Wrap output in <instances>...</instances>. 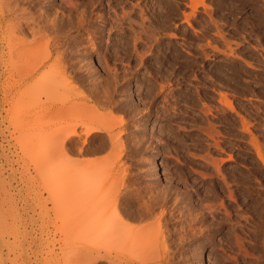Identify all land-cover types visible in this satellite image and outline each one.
Returning a JSON list of instances; mask_svg holds the SVG:
<instances>
[{"label":"rangeland","instance_id":"rangeland-1","mask_svg":"<svg viewBox=\"0 0 264 264\" xmlns=\"http://www.w3.org/2000/svg\"><path fill=\"white\" fill-rule=\"evenodd\" d=\"M3 1L0 0V50L2 51L0 53L3 54H0V222L2 223V225L0 223V264H97L98 261H100L98 264H113L110 263V261L113 260V256L117 253L133 259L130 264L147 262L154 264V262L157 263L159 260L155 254V249H158L157 255L159 251V255L163 252V248L160 246L155 245V248L153 244H148V247L151 245V248H149L151 251H154V253L150 252V250H148L149 248H146V245L143 247L150 253L146 252L144 248L143 250L145 252L136 249L137 254L135 253L136 255L134 254L132 256L130 252V254L124 253V251H129V248L127 250L123 249L116 251L117 249H108V246L107 248L105 247V250L109 252V257L98 261H95L94 257L92 258V260H94L93 262L90 258L89 261L84 263V261H81L82 259L79 258L81 254H83V247L78 245H73V247L68 245L66 247V245H62L60 242H57V245L53 246V244L49 242L51 239L53 240V238L60 239V234L54 237L52 233L55 229L54 225L52 224L49 226L51 223L46 221L52 217L60 222L63 218L62 216L67 213L64 212L63 207L67 204H64L65 201H63L64 205L60 202L62 198L64 199V195L62 198L60 195L65 193L60 192L62 194L57 195L59 188L58 191H53L52 189L50 191L48 188L49 186L47 187V185H49L47 184L48 180L45 181L42 178L45 177L42 176L43 173L45 172L46 174L48 168H50L48 167L49 163H51L52 160L54 162V159L56 160L60 158V156L62 158L65 154H63V146H61L65 138L63 132L66 107L63 106H67V97L69 96L67 94V97H64L66 100L63 98L64 95L62 93L65 85L71 89L64 90L67 91V93L78 88L80 91L81 89L82 91L87 90L86 92L89 94L88 98L90 99V105L96 104L95 106L97 108L101 110H111V113L114 114L113 116L111 114L112 117H109L110 121H113V118L117 120V116H120V119L121 116L122 119L124 117L125 120L127 119L128 127L132 129H127L128 133L126 131L124 135V150L121 147L118 148L120 149L119 153L118 149L117 151L114 148L111 149L112 147H108V151L105 149L107 152L102 151L103 153H94L97 157L94 154H87L82 157H86L85 159L96 157L97 160L98 158L100 160L101 158H105V160L103 159L102 161H107L106 158L108 157L106 155L115 153L113 152L115 150L118 156L122 154V159L119 158L114 161L111 160L112 155H109L107 162L110 163V161H112V165H109H111V168L113 166V169L112 172L109 173V176L107 175L106 181V186L110 187V190L115 186L116 188H121L122 197L128 202L122 199L123 201H120L121 208H123V206L125 207L124 209H126L127 206H132L133 208L138 206L139 208L140 206L141 209L143 208L141 205L142 201L145 200L146 197V201L150 199L146 196L147 193L150 196L155 195V193L158 195V193H164L167 190L165 192L166 194H164L168 196L169 193L168 198H164L166 196L162 193L158 196L161 197V202L165 199L164 201H167L168 204L164 201L165 204L159 202V209L157 206L156 211L159 213L164 210L165 216L167 217L166 220L170 215L169 217L171 220H168L173 222L163 221L164 229L166 230L164 236L167 237V241L169 237V241H166V244H168L169 248H172L171 250L169 249L170 254L173 252L172 250H174V253L171 254V262L174 260L172 264H180V262L181 264H185L186 262H188L187 264H259L260 262V264H264V0H99V5L97 2L93 8L94 14H92L90 22L88 21V25L78 26V24H75V28L71 26V23L68 24L69 13L67 12L69 11L67 9L69 8L66 9V7H68L69 4L63 2L65 0H50L51 5L55 6L52 8L49 7V1L45 2V5L43 2L44 0H42V3L45 6L39 3L41 2L39 0H26L27 2L21 0V3H19L20 5H17L20 0H15V3L8 2V4H3ZM7 1L14 0H6V2ZM77 1L81 2L82 0ZM83 1L86 2V0ZM201 2H205V4ZM23 3H28L30 5L26 4L28 7L25 6L26 11L25 9L24 11L25 14L27 13L26 15L24 11H22V14L20 12V9L24 6ZM2 4L10 6V8L8 6L6 7L9 13L5 11V6L3 7ZM9 4L16 5L12 7V5ZM59 4L62 5V7ZM102 5L106 7H101ZM17 6L19 7L17 8ZM58 6H60V8H58ZM44 7H46V9ZM11 8L14 9L13 12ZM43 10H46V13L43 12ZM34 12L40 14L41 17L47 14L45 19L47 16L52 18L56 15L57 17L59 15L60 18H62V16L63 18L65 17L63 20L67 22L66 24L64 22L60 30V33L63 31L61 35L66 32L65 35L60 36L63 38L52 34L50 35V31L45 32L48 35L45 34L46 36L41 37L40 35L44 34H40L38 36L39 38H37L38 40L35 39L33 35L34 31L32 30L34 22L36 20L40 22V19L43 17L40 18V15H38L40 18L38 19ZM51 12L52 14H49ZM43 13L45 15H43ZM33 14L35 18H33ZM29 15L30 17L32 15L33 17L31 18L33 19H30ZM100 15L102 17L105 15L107 18H102ZM108 16L110 17L108 18ZM24 17L26 19L22 20ZM45 19H42V21H45ZM105 19L108 20L106 21ZM21 20L24 22L26 21L25 24L24 22L22 23ZM27 21L29 23L33 22L29 24ZM17 23H20V25ZM26 25L32 26L29 27ZM13 26L18 28H14ZM63 26H66V28ZM22 28L24 32H22ZM29 28L32 31H30ZM71 37H74V39ZM11 38L15 39V41L9 44V41L12 40ZM64 38L66 40H64ZM57 42L60 43V45H56ZM13 44L18 46L15 47ZM9 45H12V47ZM9 49L10 51L12 49L15 51H12V53L10 52L11 56L13 54L16 56L19 53L17 55L18 57H13L15 61H13V58L11 60L10 55L8 56V54H10L8 51ZM57 50L60 52H57ZM50 51L51 56L48 53ZM61 52H63V54ZM47 56L49 58H47ZM60 58L62 59L60 60ZM6 61L9 63L7 62V64ZM54 69L56 71L58 70L56 72L59 75L58 78L50 74L52 72L55 73ZM49 70L52 71L49 74L55 77L54 79L52 78L55 83L52 81L49 74L46 73ZM47 74L50 78H48L49 81H47V77L45 78ZM89 75H91V77ZM61 76L62 79H60ZM40 77L42 79H47L45 82L48 85L51 84V87L56 83L59 84V81L60 83L64 81L68 83L60 85L61 87L63 86L62 88L58 86L55 88L53 87V91L58 89L62 92L60 94L57 90L58 93H56L59 96L57 95V97H55V91L54 96L52 93L53 91H50L51 87L49 90L50 85L47 86L45 84L46 87H44V85L41 86L39 84L41 87L38 86V81L42 80ZM56 78L58 79L57 82ZM50 81L52 82L48 83ZM32 84L34 85L33 87ZM73 84H75L76 87H74ZM72 85L73 88L71 87ZM97 87L99 91L102 89L105 91L106 89L104 92L106 95L107 93L109 94L111 90V93H115L112 94L113 98L110 95V100L113 99V101L111 100L110 102L116 104V107H112L113 110L110 107L106 108L100 104V102L104 103L105 100L107 101L108 98L100 100L97 105V102L101 98L97 99V101L95 99L96 97L90 96L91 94L88 92H91L93 88L97 89ZM109 88L111 90H109ZM37 89L38 91L40 90V93L37 92ZM64 89H66V87ZM34 90L38 94L36 92L34 93ZM47 92H50L54 97L52 95L49 96ZM32 93H34V95H32ZM64 94L66 95L65 92ZM105 94H103L104 97L106 96ZM55 98L58 100L55 101ZM60 98H63L64 103H61L63 101ZM116 100L118 104H125V110L122 108L123 105L119 104L118 106L117 103H115ZM52 101H54V103ZM127 103L129 106L132 103L129 109H127ZM134 105L137 107V110H135L136 107ZM132 106L134 108H132ZM118 107L120 109H118ZM61 108L64 112L60 110ZM115 109L117 111H115ZM129 110L137 116L134 114L132 115V112ZM54 113H56V117ZM134 116L137 117L138 120H136L137 118H133ZM115 117L117 119H115ZM130 117H132V119ZM120 119H118V121ZM58 123H60L62 127ZM52 125L54 131H52ZM56 126L61 129L59 130ZM49 130L54 132V134ZM132 130L133 132H130ZM141 133H143L144 136ZM56 134L61 138L63 137V142L61 138L59 140ZM50 136H56L55 138L53 137L55 141ZM127 137L131 138L128 139ZM97 138L99 139L100 137ZM132 138H135V141L137 140L139 145L134 141V146V139ZM98 139L97 142L100 141L101 143L102 139ZM127 139L128 141L131 139V143H127ZM51 140H53V143ZM56 142L57 144H55ZM60 143L62 144L60 145ZM140 144H142V146H140ZM53 145L59 146L58 148L60 149H55L57 146L54 148ZM132 146L134 147L131 150ZM50 148L55 149V151L52 150L48 152L47 150H51ZM61 150H63V152ZM46 151L48 152L47 155H50L48 159L54 152L53 157L58 156L60 151L61 154L58 158L53 159L51 157V160L46 161L47 155L45 158L43 157ZM43 153L44 155L42 156L41 154ZM102 154H105L104 156L106 157H101ZM39 156H41V159ZM64 156L63 159L66 162V156ZM82 157L77 154L73 156L74 159ZM117 158L118 157H115V159ZM60 159H58L59 162L56 160L57 165H54V167L61 165V168H58L59 170L56 169V171L58 170L57 173L60 170V172H62L64 166H66L65 164L63 166V163L60 164V162L64 161ZM40 161H43V165H41L42 163H40ZM120 161H123V164L118 166V163L121 164ZM40 166L43 169H40ZM123 167H128L127 170L129 171H126V169V172L124 170H119L121 168L123 169ZM52 168L51 166L50 171H52ZM40 170H44L43 173L40 174ZM54 171L55 169L53 168V173L57 174L56 171ZM137 171L140 174L142 173L141 175L143 176L137 174ZM130 173L132 174L131 177ZM116 174L118 177H116ZM122 174L123 176H121ZM61 175H59V177ZM137 177L139 178L137 179ZM117 178H122L123 182L127 181L125 182L126 184L120 182L122 179L118 182ZM128 179L132 181L135 179L133 183L130 181L132 186L131 184L126 186L129 183ZM141 179L142 181H140ZM62 180L63 178L59 183H63L64 180ZM113 180H116L113 183H117L111 188V182ZM52 183V185H54V180ZM147 183L149 186L151 184L150 189L152 188V190L149 189ZM134 184H137L136 186L138 187H134ZM155 184H157L158 187L160 186V189H158ZM56 185L54 186L56 187ZM63 185L65 186L64 183L61 186ZM154 186L157 188L156 190L158 193L155 188H153ZM128 187L129 190L127 189ZM133 187L137 188V190L133 189ZM140 187H145V189ZM64 189L65 187L63 191H66ZM147 189L150 191L155 190L154 194L153 192L149 193ZM139 190L144 192L141 193ZM145 190L148 192H145ZM52 191L56 192V194L52 193ZM138 191L139 194L136 193ZM108 193L109 192H107L106 195ZM140 194H143L142 196L143 198L145 196V198L143 199L140 197ZM55 195L60 198H57ZM111 196L113 199V194H111ZM98 198L100 199L99 194L97 199H95L98 201ZM106 200L109 202L111 199L107 198ZM175 200L178 201V203H175ZM108 202L102 204L106 206ZM101 207L99 205V208H95L100 211ZM106 208L107 206L105 209ZM138 208L136 210L134 209L137 213H139ZM167 208L170 211L169 213ZM107 209L104 214H110L112 211H115L114 208L111 207ZM103 210L104 209H102V211ZM173 210L176 212L175 215L172 214L174 213ZM181 211H183L182 213L184 214H182ZM240 212L242 213L241 215ZM111 214H115V212ZM247 214L249 215L247 216ZM251 214L253 215L251 216ZM138 215L136 214L135 216L137 217ZM135 216L133 218V216L130 217L126 215L125 219L127 217L126 220L129 221V217L130 220L133 218L134 220L132 219L131 221L135 222H129L136 226L146 225L153 221L151 219L143 221L144 219L142 220L140 216L137 218H135ZM181 217L184 218L182 219L183 221L180 219ZM189 217L191 219H189ZM21 218L27 219L28 222L27 220H25V223L24 221L21 222ZM193 218H195V221L192 220ZM135 219H138L137 221L139 222L141 219L142 222H136ZM146 219L147 218H145V220ZM248 221H250V224ZM243 223L246 224L244 225ZM252 224L254 225L252 226ZM39 226L43 228L46 226L47 229L51 230L46 229L47 231L41 234L40 230H38ZM181 226L183 231L181 230ZM248 227L249 231L246 230ZM241 229L243 231H241ZM186 230L190 232L188 233ZM244 230L248 233H245ZM184 233L186 237L183 235ZM191 233L194 234V236L191 235L192 237L189 239L190 236L187 235ZM195 233L198 236L197 238ZM35 237L39 240H43L41 246L43 249L40 248L38 250V248L34 247L33 243L37 239ZM240 237H243V239H240ZM175 238L181 240L177 242ZM186 238H188L187 241ZM241 240L244 245L240 244ZM173 241H175L174 244ZM188 241L189 243H187ZM237 243L243 246L242 248H244L246 252L248 249V256H251V258L246 254L244 255L246 252L242 253L244 249L240 252L241 247H239ZM172 244L174 246H172ZM179 244L180 246H177ZM59 246L62 249L59 248ZM27 247L28 250L26 249ZM178 247L180 248L178 249ZM133 248H130L132 250H130L131 252H133ZM136 248L138 247L136 246ZM60 250L68 251L67 254H71L69 255L70 257L66 256L67 254H63L65 253L64 251L60 252ZM105 250H102V252L105 253ZM136 250L134 251L136 252ZM146 253L147 256H145ZM56 254H58V259ZM150 254L151 257H149ZM154 254L157 258L156 261ZM1 255L3 257H1ZM64 255L65 257H63ZM172 255L177 258L174 257L176 259H172ZM177 255L182 258V260H177L179 258ZM137 256L138 259L136 258ZM140 256L143 257L139 260ZM187 257L188 260L186 259ZM47 259L51 261L48 262ZM55 259H57L56 262ZM244 261L247 262L245 263Z\"/></svg>","mask_w":264,"mask_h":264},{"label":"bare ground","instance_id":"bare-ground-1","mask_svg":"<svg viewBox=\"0 0 264 264\" xmlns=\"http://www.w3.org/2000/svg\"><path fill=\"white\" fill-rule=\"evenodd\" d=\"M3 1V0H2ZM17 1V0H16ZM15 0L14 1H7L6 2V0H4L3 2V4H8V2L9 3H15L16 2ZM24 2H27L26 0H23ZM29 1V0H28ZM36 1V0H35ZM34 1V2H35ZM38 1V0H37ZM39 1H41V2H39V3H42V0H39ZM49 1V3L51 2L50 0H44L43 2L45 3V2H48ZM54 1V0H53ZM58 1V0H57ZM83 1V0H82ZM80 2V1H73V0H65V1H63V2H67L68 4H69V6L68 7H66V9L67 8H69V9H67L69 12H67V13H69V20H68V24H72L71 26H74L75 24H78V26L79 25H82V26H84V25H88V21L90 22V20L92 19L91 17H92V14H94V7H95V5H96V3L98 2V5H99V0H86V2ZM56 2V1H55ZM19 3H21V0L20 1H18V4L17 5H20ZM33 3V2H32ZM60 3V2H59ZM66 3V4H67ZM102 3V2H101ZM100 3V4H101ZM202 3V2H201ZM2 4V5H3ZM16 4H9V5H12V7L13 6H15ZM26 4H28V3H23V9L21 8L20 9V12H21V14L23 13L22 11H24V9H25V6H26ZM38 4V3H37ZM43 4V3H42ZM41 4V5H42ZM58 4V3H57ZM61 4V3H60ZM59 4V5H60ZM103 4V3H102ZM105 4V3H104ZM202 4H205V2L204 3H202ZM29 5V4H28ZM32 5V4H31ZM44 5V4H43ZM45 5H46V3H45ZM44 5V6H45ZM47 5H48V3H47ZM65 5V4H64ZM63 5V6H64ZM110 5H111V3H110ZM5 5H3V7H4ZM8 5H6L5 6V11L6 12H8L7 10H6V7H7ZM30 6V5H29ZM61 7H62V5H60ZM60 6H58V8H60ZM104 5H102L101 7H103ZM196 6V5H195ZM194 6V7H195ZM1 7V6H0ZM9 8H10V6H8ZM19 6H17V8H18ZM26 7H28V6H26ZM34 7V6H33ZM36 7V6H35ZM38 7V6H37ZM49 7H55V6H52L51 5V3H50V6ZM49 7H47V8H49ZM64 7V8H65ZM104 7H106V6H104ZM111 7V6H110ZM109 7V8H110ZM40 8H42V7H40ZM39 8V9H40ZM45 9H46V7H44ZM12 9V8H11ZM11 9H9V10H11ZM50 9V8H49ZM100 9V8H99ZM57 10V9H56ZM65 10V9H64ZM64 10H62V11H64ZM98 10V9H97ZM102 10H103V8H102ZM101 10V11H102ZM104 10H106V9H104ZM109 10H111V9H109ZM12 12L14 11V9H12L11 10ZM25 11H26V9H25ZM25 11H24V14H25ZM46 10H43V12H45ZM60 11H61V9H60ZM100 11V12H101ZM113 11V10H112ZM18 12V11H17ZM16 12V13H17ZM19 12V13H20ZM48 12V11H47ZM108 12V11H107ZM110 12V11H109ZM9 13V12H8ZM16 13H15V15H16ZM35 14H36V16L38 17V15H40V14H37L36 12H34ZM46 13V12H45ZM105 13V12H104ZM20 14V15H21ZM27 14V13H26ZM25 14V15H26ZM49 14H52V12L51 13H49ZM103 14V13H102ZM101 14V15H102ZM106 14H108V13H106ZM12 15H13V13H12ZM25 15H22V16H25ZM43 15H45L44 13H43ZM47 15V14H46ZM45 15V16H46ZM100 15V16H101ZM18 16V15H17ZM28 16V15H27ZM26 16V17H27ZM34 16V17H33ZM33 16L31 15V17H33V18H35V15L33 14ZM45 16L42 18L41 17V15H40V18H42V19H45ZM60 16H61V14H60ZM112 16V15H111ZM19 17V16H18ZM29 17H30V15H29ZM28 17V18H29ZM30 17V19H33V18H31ZM102 17V16H101ZM104 17H106L105 15L102 17V18H104ZM110 16H108V18H109ZM114 17V16H113ZM21 18V17H20ZM39 17H38V19H40ZM65 18V17H64ZM63 16H62V18H60L59 17V15H58V17H57V15L56 16H54V17H49V16H47L46 17V19H45V21H42V19H40V22L39 21H35L34 22V26H33V35L35 36V39H37V38H39L38 36L40 35V34H44V35H40L41 37L43 36H46L45 34H47V33H45V32H54V33H51L50 32V35L52 34V35H55V36H63V35H65V33L63 34V35H61V33H63V31L60 33V30H61V27H62V25L64 24V22H65V24H66V20L64 21L63 19ZM107 18V17H106ZM112 18V17H111ZM8 19V18H7ZM26 18L24 17L22 20H25ZM30 19H27V20H29V21H31ZM114 19V18H113ZM115 19H116V17H115ZM115 19H114V21H115ZM14 20V19H13ZM12 20V21H13ZM21 20V21H22ZM106 21L108 20V19H105ZM117 21H118V19H116ZM41 21H42V23H41ZM110 21V20H109ZM16 22V21H15ZM24 21H22V23H23ZM26 22V21H25ZM25 22H24V24H25ZM28 22V21H27ZM33 22V21H32ZM31 22V23H32ZM104 22V21H103ZM110 22H112V21H110ZM29 23V22H28ZM31 23H29V24H31ZM18 24V23H17ZM16 24V25H17ZM18 25H20V23L18 24ZM26 26H29V25H26ZM32 26V25H31ZM31 26H29V27H31ZM12 27V26H11ZM10 27V28H11ZM14 27V26H13ZM64 27V26H63ZM14 28H18V27H14ZM64 28H66V26L64 27ZM73 28V27H72ZM74 28H75V26H74ZM8 29H9V27H8ZM30 29V28H29ZM22 32H24V29L22 28ZM31 29H30V31H32ZM79 30H80V28H79ZM81 30H82V28H81ZM67 31H68V29H67ZM69 34V33H68ZM22 35V34H21ZM26 35V34H25ZM24 35V36H25ZM48 35V34H47ZM70 35V34H69ZM72 35V34H71ZM23 36V37H24ZM69 37V36H68ZM54 38V37H53ZM60 38H63V37H60ZM66 38V37H65ZM64 38V40H66ZM72 39H74V37H71ZM70 38V39H71ZM12 39V38H11ZM10 39V40H11ZM26 39V38H25ZM52 39V38H51ZM50 39V40H51ZM69 39V40H70ZM12 40H13V42H12ZM11 41H9V44H10V42L11 43H14V41H15V39H12ZM38 40V39H37ZM58 40V39H57ZM61 40V39H60ZM63 40V39H62ZM17 41V40H16ZM53 41V40H52ZM55 41V40H54ZM68 41V40H67ZM66 41V42H67ZM73 41V40H72ZM76 41V40H75ZM20 42V41H19ZM35 42V41H34ZM59 42V41H58ZM56 43V45H60V43ZM68 42H70V41H68ZM67 42V43H68ZM77 42V41H76ZM73 43V42H72ZM18 44V43H17ZM16 44V45H17ZM45 44V43H44ZM64 44H65V41H64ZM71 44V43H70ZM20 45V44H19ZM29 45V44H28ZM9 46H11L12 47V45H9ZM13 46H15L14 44H13ZM18 46V45H17ZM17 46H15V47H17ZM23 46V45H22ZM22 46H19V47H22ZM27 46V45H26ZM54 46H55V44H54ZM68 46V45H67ZM45 47V46H44ZM49 47V46H48ZM32 48V47H31ZM51 48H53V47H51ZM56 48H57V46H56ZM60 48H62V47H60ZM11 49V48H10ZM10 49L8 50L9 51V53L11 52L12 53V51H14L13 49L10 51ZM16 49V48H15ZM41 49V48H40ZM58 49H59V47H58ZM17 50V49H16ZM21 50V49H20ZM50 50V49H49ZM61 50V49H60ZM63 50H64V48H63ZM43 51V50H42ZM59 50H57V52H58ZM62 51V50H61ZM66 51V50H65ZM0 52H2L1 50H0ZM6 52V51H5ZM15 52V51H14ZM17 52V51H16ZM20 53H22L21 51H19ZM27 52V51H26ZM60 52V51H59ZM64 52V51H63ZM63 52H61L62 54H63ZM67 52V51H66ZM11 53L10 54H8V56L10 55V57H11V60H12V58L13 57H18L17 55L19 54H17L16 56H14V54L11 56ZM28 53V52H27ZM49 54H50V56H51V51L50 52H48ZM1 54V53H0ZM24 54V53H23ZM29 54V53H28ZM64 54H65V52H64ZM1 55H3V54H1ZM22 55V54H21ZM48 55V54H47ZM66 55V54H65ZM2 57V56H1ZM9 57V58H10ZM63 57V56H62ZM3 58V57H2ZM47 58H49L48 56H47ZM46 58V59H47ZM58 58V57H57ZM5 59V58H4ZM8 59V58H7ZM62 58H60V60H61ZM13 61H15L14 60V58H13ZM25 61V60H24ZM44 61V60H43ZM8 61H6V63H7ZM9 62H10V59H9ZM8 62V63H9ZM17 62H18V60H17ZM36 62H37V60H36ZM41 62V61H40ZM7 63V64H8ZM15 63V62H14ZM20 63V62H19ZM39 63V62H38ZM6 64V65H7ZM25 64V63H24ZM39 65V64H38ZM13 66V65H12ZM15 66V65H14ZM40 67V66H39ZM17 69V68H16ZM36 69H37V67H36ZM17 71V70H16ZM54 71H55V73L58 71H56L55 69H54ZM31 72V71H30ZM29 72V73H30ZM46 72V71H45ZM50 72H52V71H48V72H46V73H50ZM55 73H50V74H52L53 76H57V78H58V74L56 73V75H55ZM20 74V73H19ZM48 74L45 76V78L47 77V79L49 78L48 77ZM49 74V76H50V78L52 79H54L55 77H52L51 75ZM111 75V74H110ZM27 76V75H26ZM90 77H91V75H89ZM94 76V75H93ZM42 77V76H41ZM40 77V78H41ZM117 77V76H116ZM39 78V79H40ZM44 78V77H43ZM40 79L41 81H38V80H36V81H38L37 83H38V86H43L44 85V87H46V85L47 86H49V90H50V87H51V84H46V80L47 79ZM49 78V79H50ZM56 78V82H57V79ZM94 78V77H93ZM93 78H91V79H93ZM49 79L47 80V81H49ZM52 79V81L55 83V81ZM60 79H62V76L60 77ZM64 79V78H63ZM67 79V78H66ZM97 79V78H96ZM108 79V78H107ZM114 79V78H113ZM103 80V79H102ZM115 80V79H114ZM42 81H43V83H42ZM52 81H50V82H48V83H51ZM63 82V81H62ZM63 83H66L65 81L63 82ZM63 83H60V81H59V84L58 83H56V84H58V85H52L54 88L55 87H61L60 85H62ZM68 83V82H67ZM66 83V84H67ZM40 84V85H39ZM46 84V85H45ZM78 84V83H77ZM101 84V83H100ZM65 85V84H64ZM69 85V84H68ZM74 85V87H76V85L75 84H73ZM73 85L71 86L72 88H73ZM83 85V84H82ZM111 85V84H110ZM34 85L32 84V87H33ZM40 86V87H41ZM100 86V85H99ZM113 86V85H112ZM53 87H51V92L53 91ZM63 87V86H62ZM61 87V88H62ZM66 87V89H64ZM65 87L63 88V93L61 92V91H59L58 89H56V90H54L55 91V93L57 92L58 93V91L60 92V94L62 93L64 96H63V98L64 97H67V94L69 95L68 97H67V100H68V102H67V106H63V107H66V117H65V121H64V123H65V125H64V136H65V138H64V142H63V137L61 138L60 136H58L57 134V137H59V140H60V138H61V140H62V142H63V145H61L62 143H60V145L61 146H63V150H64V152H63V150H61L62 152H63V154L66 156V162H65V160L63 159V156H62V158H61V156H60V154H61V151H60V153H58L59 155L58 156H60V158H58V156H56V157H53L54 156V153L51 155V157L54 159V158H58V159H60V160H64L63 162H60V164H62L63 163V166H64V164L66 165V166H64V169H63V171L62 172H58V173H60V174H58L57 173V171L61 168V165H59L58 167H54V165H57V163H56V160H58V159H54V162H53V160H52V162L51 163H49V165H48V167H50L51 168V166L55 169V171H56V169H58L59 167V169L56 171V173L57 174H54L53 173V168H52V171H50V168H48V170H47V172H46V174H45V172L43 173V171L44 170H40V174L41 173H43V175L42 176H45V177H42L43 178V180H48V183L47 184H49V185H47V187L50 189V191H51V189L53 190V191H58V188H59V192L57 193V195H59V194H62V193H65V194H62V195H60V197L62 198V196L64 197V199L62 198L61 200H60V202H62V204H63V201H65L64 202V204H67V205H65V206H63L64 207V212H67V213H65L61 218H62V220L59 222V221H57V220H55L54 218H49L48 219V221H46V222H48V223H51V224H49V226H51L52 224L54 225V231L52 232L53 233V236L55 237L56 235H58V234H60V239H56V238H53V240L51 239V241H49V242H51L52 244H53V246H55V245H57L56 243L57 242H60V243H62V245H66V247L68 246V245H70V247L72 246L73 247V245H78V246H80V247H83L82 249H84V251H83V254H81V252H80V254H81V256L79 257L80 259H82L81 261H84V263H86L87 261H89V259L90 260H92V258H94L95 257V261H98V260H101V259H103V258H106V257H109L110 255H108L109 254V252H107L105 249L109 246V248L108 249H110V250H112V249H117L116 251H118V250H127L128 248H129V251H124V253H129L130 255H134L135 253L137 254V250L138 249H140V250H143V248L146 246V248L148 247V244H153L154 246L155 245H158V246H160L161 248H163V252L161 253V255H159V253H160V251H159V253H158V255H157V250L158 249H155L156 250V252H155V254H156V256H157V258L159 259L158 260V262L157 263H155L154 262V264H172V262L174 261H172L171 262V254L172 253H174V250H172L171 252V254H170V250L172 249V248H169L168 247V244H166V238L167 237H165L164 236V233H165V229H164V225H163V221L165 220V222L166 221H168V222H170L168 219H170V215L168 216V219L166 220V214L164 213V210L162 211V212H157L156 211V209H157V206H158V204H160L159 202H161V197L160 196H158L160 193H162L163 195H165L166 193V191L163 193V192H160V190H159V192L160 193H158L157 192V188L158 189H160L159 187H158V185L157 184H155V185H157V188L154 186L153 188H155V190H156V192L158 193V195L155 193V195H149L148 193L146 194V193H144V194H146V196H148V198H150L148 201H146V198H145V196H144V198H145V200H143L142 201V203H141V205L143 206V208H141L140 209V206H139V208H138V206L136 207V208H133L132 206H127V208L126 209H124L125 207L123 206V208H121L122 206H121V202L120 201H123V200H125L126 202H127V200L126 199H123V197H122V190H120L121 188H116V186H115V184L117 183V182H115V183H113L114 181H116V180H113L111 183H112V185H111V188L113 187V185L115 186V187H113V189H111L110 190V187H107L106 186V181H107V175L109 176V173H111L112 172V169H113V166H112V168L110 167L111 165H112V161H114V160H118L119 158H121L122 157V154H121V156H118V153L116 152V150L118 149V148H123V150H124V144H125V142H124V140H123V138H124V135L126 134V131H127V129H129V125L127 124V119L125 120L124 118L122 119V116H121V119L119 118L120 116H117V114H116V116H117V118L118 119H120L119 121H118V119L115 117V119H117V120H114V118H113V121H110L109 120V117L111 116V110H106L105 108V110H101V109H99V108H97L94 104H89V102H90V99L88 98V95L89 94H87V90L86 91H82V89H81V91L80 90H78V89H75V90H72L70 93H67V91H64V90H71L69 87H67L66 85H65ZM81 87V86H80ZM83 88V87H82ZM86 88V87H85ZM94 88H96V87H94ZM90 89L91 90V92L89 91L88 93H90L91 95L90 96H93V97H96L95 99L97 100V99H99V98H101V99H99V101L97 102V105L99 104V102H100V100H104L105 98H108L107 99V101L105 100L104 101V103H101L100 102V104L102 105V106H104V107H106V108H108V107H110L111 109H112V107L113 106H115L116 107V104H114V103H112V102H110L111 100L113 101V99H111L110 100V97L112 96V94H115V93H111V89L109 88V90H111V91H109L110 93L108 94L107 93V95L104 93L105 91H106V89H105V91H104V89H102L101 91H99V89H98V87H97V89ZM105 88V87H104ZM113 88V87H112ZM35 89H36V87H35ZM46 90H48L47 88H45ZM108 89V88H107ZM113 89H115V88H113ZM32 90H33V88H32ZM58 90V91H57ZM84 90V89H83ZM89 90V89H88ZM40 91V90H39ZM38 91V89H37V92L38 93H40ZM42 91V90H41ZM54 91L52 92L53 93V95H54ZM107 91V92H108ZM115 91V90H114ZM36 91L34 90V93H35ZM36 92V93H37ZM46 92V91H45ZM64 92L66 93V95L64 94ZM69 92V91H68ZM34 93H32V95H34ZM37 93V94H38ZM48 93V92H47ZM56 93V96L55 97H57V94ZM42 94H43V92H42ZM49 94V96L50 95H52V94H50V92L48 93ZM103 94H105L106 96L104 97L103 96ZM32 95L30 94V96L32 97ZM46 95V94H45ZM52 95V96H53ZM111 95V96H110ZM38 96H40V95H38ZM53 96V97H54ZM59 96V95H58ZM62 96V95H61ZM60 96V97H61ZM109 96V97H108ZM52 97V98H53ZM92 97V98H93ZM35 98V97H34ZM37 98V97H36ZM38 98H40V97H38ZM42 98V97H41ZM49 98V97H48ZM51 98V97H50ZM63 98L61 99L63 102H61V103H64V100H63ZM91 98V97H90ZM103 98V99H102ZM112 98H113V96H112ZM65 100H66V98H64ZM36 100V99H35ZM48 100V99H47ZM55 101L56 100H58V99H54ZM96 100H94V101H96ZM60 101V100H59ZM93 101V102H94ZM37 102V101H36ZM53 103H54V101H52ZM118 101L116 100V102L115 103H117ZM123 102V101H122ZM39 103V102H38ZM66 103V102H65ZM125 103H126V101H125ZM129 103H130V101H129ZM40 104V103H39ZM52 104V103H51ZM119 104H121V103H119ZM119 104L117 103V105L119 106ZM128 104V103H127ZM135 104V103H134ZM121 105H123V109L125 110V108H124V105L125 104H121ZM131 105H132V103H131ZM131 105L129 106V104L127 105L128 106V108L127 109H129L130 107H131ZM37 106H38V104H37ZM126 106V107H127ZM135 106V105H134ZM57 107V106H56ZM136 107V106H135ZM103 108V107H102ZM114 108V107H113ZM132 108H134L133 106H132ZM117 109V108H116ZM115 109V111H117ZM118 109H120L119 107H118ZM60 110H62V108L60 109ZM113 110V109H112ZM123 110V111H124ZM134 110V109H133ZM135 110H137V107H136V109ZM57 111H59V110H57ZM119 111V110H118ZM121 111V110H120ZM127 111V110H126ZM129 111H131V110H129ZM141 111V110H140ZM61 112V111H60ZM62 112H64L63 110H62ZM122 112V111H121ZM128 112V111H127ZM132 112V111H131ZM57 113V112H56ZM56 113H54L55 114V117H56ZM116 113H118V112H116ZM143 113V112H142ZM119 114V113H118ZM123 114V113H122ZM121 114V115H122ZM136 115L135 113H133L132 112V115ZM139 114H140V112H139ZM138 114V115H139ZM61 115V114H60ZM114 114H112V116H113ZM120 115V114H119ZM147 115V114H146ZM39 116V115H38ZM111 116V117H112ZM124 116V115H123ZM137 116V115H136ZM57 118H59V117H57ZM131 119H132V117H130ZM133 118H137V117H133ZM55 119V118H54ZM110 119H112V118H110ZM130 119V120H131ZM136 120H138V118L136 119ZM62 121V120H61ZM60 121V122H61ZM53 122V121H52ZM58 122V121H57ZM129 122V121H128ZM134 122V121H133ZM132 122V123H133ZM136 122V121H135ZM40 123H42V122H40ZM44 123H46V122H44ZM55 123V122H54ZM54 123H52V124H54ZM62 123H63V121H62ZM131 123V122H130ZM129 123V124H130ZM57 124V123H56ZM55 124V125H56ZM59 125H61L60 123H58ZM47 125H48V122H47ZM131 125V124H130ZM58 126H56V128H57ZM61 127H62V125H61ZM132 127V126H131ZM41 128H42V126H41ZM53 130L52 131H54V128H53V125H52V127H51ZM133 128H134V126H133ZM58 129L60 130L61 128L60 127H58ZM132 129V128H131ZM131 129H129V130H131ZM136 129V128H135ZM51 130V129H50ZM49 130V131H50ZM134 130V129H133ZM133 130L132 131H130V132H133ZM45 131V130H44ZM52 131H50V132H52ZM136 131V130H135ZM134 131V132H135ZM58 132V131H57ZM60 132V131H59ZM137 132V131H136ZM142 132V131H141ZM47 133H49V132H47ZM53 134H54V132H52ZM127 133H128V131H127ZM62 134V133H61ZM131 134V133H130ZM129 134V135H130ZM141 134H143V133H141ZM128 135V134H127ZM137 135V134H136ZM140 135V134H139ZM63 136V135H62ZM143 136H144V134H143ZM44 137V136H43ZM51 137V136H50ZM53 137L55 138L56 136H52L51 138L53 139ZM97 137H100L102 140H101V143H100V141H98L97 142ZM136 137H138V136H136ZM141 137V136H140ZM139 137V138H140ZM50 138V139H51ZM99 138V139H100ZM128 139L129 138H131V137H127ZM139 138H138V140H139ZM142 138V137H141ZM145 138V137H144ZM143 138V139H144ZM148 138V137H147ZM47 139H49V138H47ZM46 139V140H47ZM98 139V140H99ZM128 139H127V143H129L130 141H131V139H130V141H128ZM132 139H134L133 140V145H134V143L135 142H137V140L135 141V138H132ZM54 140V139H53ZM53 140H51V142L53 141ZM56 140H58V139H56ZM126 140V139H125ZM55 141V140H54ZM135 141V142H134ZM141 141V140H140ZM144 141V140H143ZM143 141H142V144H143ZM146 141V140H145ZM162 142V141H161ZM53 143V142H52ZM131 143V142H130ZM141 143V142H140ZM153 143V142H152ZM163 143V142H162ZM55 144H57V142L55 143ZM142 144H140V146H142ZM150 144V143H149ZM51 145V144H50ZM127 145H130V144H127ZM137 145H139L138 144V142H137ZM136 145V146H137ZM156 145V144H155ZM49 146V145H48ZM54 146V148L57 146V145H53ZM52 146V147H53ZM135 146V145H134ZM134 146H132V148H131V150L133 149V147ZM144 146V145H143ZM59 146H57V148H55V149H60V148H58ZM108 147H112L111 149H116L115 151H113V152H115V153H109V155H112V161H110V163L109 162H107L108 161V159H109V155L107 154L106 156L108 157V158H106L107 159V161H102L103 159L105 160V158H101V157H106V156H104L103 154V156L101 155V160L98 158V160L96 159V155L94 154V153H97V154H99L98 152H102V151H108ZM139 147V146H138ZM137 147V148H138ZM129 148H130V146H129ZM144 148V147H143ZM177 148V147H176ZM51 150H47L48 152L49 151H52V150H54L55 151V149H53V148H50ZM106 149V150H105ZM128 149V148H127ZM119 150V153H120V149H118ZM117 150V151H118ZM128 150H130V149H128ZM134 150H135V148H134ZM147 150V149H146ZM45 152V155H44V153L43 154H41L44 158L46 157V155L48 154V152ZM106 151V152H107ZM137 151V150H136ZM143 151V150H142ZM127 152V151H126ZM132 152V151H131ZM135 152V151H134ZM56 153H57V151H56ZM103 153V152H102ZM123 153V152H122ZM138 153V152H137ZM74 154H77V155H80L81 157L83 156V155H87V154H94L96 157L95 158H92V159H85V158H73V156H74ZM101 154V153H100ZM115 156H114V155ZM128 154H129V152H128ZM132 154H134V153H132ZM117 155V156H116ZM124 155V154H123ZM135 155V154H134ZM134 155H133V157H134ZM136 155H138V154H136ZM50 155H47V159H46V161L47 160H51V157L48 159V157H49ZM64 156V157H65ZM76 156V155H75ZM114 156V157H113ZM129 156H130V154H129ZM40 157V159H41V156H39ZM89 157V156H88ZM115 157H118L117 159H115ZM44 158H42V159H44ZM122 159V158H121ZM132 159V158H131ZM125 160H126V158H125ZM139 160V159H138ZM130 161V160H129ZM49 162V161H48ZM47 162V163H48ZM58 162H59V160H58ZM105 162H107V163H105ZM121 162V161H120ZM40 163H42L41 165H43V161H40ZM39 163V164H40ZM52 164V165H51ZM59 164V163H58ZM108 164V165H107ZM109 164H111V165H109ZM115 164V163H114ZM113 164V165H114ZM119 165L118 166H120V165H122L123 164V161L121 162V164L120 163H118ZM141 164V163H140ZM116 165V164H115ZM114 165V166H115ZM63 166H62V168H63ZM117 166V167H118ZM128 166V165H127ZM129 167V166H128ZM127 167V168H128ZM138 167V166H137ZM40 169H43L41 166L39 167ZM65 168H66V172H65ZM119 168V167H118ZM127 168L125 167H123V169L121 168V169H119V170H121V171H125V169H126V171H129V170H127ZM131 168V167H130ZM136 168V167H135ZM134 168V169H135ZM37 169H38V167H37ZM115 169V168H114ZM117 170V169H116ZM54 171V172H55ZM125 171V172H126ZM142 171V170H141ZM65 172V173H64ZM116 172H119V171H116ZM138 172V171H137ZM137 172H134V173H137ZM168 172V171H167ZM31 173V172H30ZM114 173V172H113ZM120 173H123V172H120ZM127 173H129V172H127ZM153 173V172H152ZM52 174V175H51ZM62 174V175H61ZM118 174V173H117ZM117 174H116V177H118L117 176ZM137 174H140L139 172L137 173ZM142 174V173H141ZM140 174V175H141ZM32 175V174H31ZM56 175V176H55ZM59 175H61L60 177H59ZM119 175V174H118ZM131 173H130V177H131ZM134 175V174H133ZM152 175V174H151ZM49 177V178H47V177ZM58 176V177H57ZM113 176V175H112ZM121 176H123V174L121 175ZM120 176V177H121ZM138 176V175H137ZM141 176H143V175H141ZM55 177V178H54ZM115 177V178H116ZM129 177V178H130ZM134 177H135V175H134ZM140 177V176H139ZM139 177H137V179L139 178ZM45 178V179H44ZM53 178V179H52ZM59 178H60V180H59ZM63 178V183L65 184V186L63 185V186H61L63 183L62 182H60L59 183V181H61V179ZM114 178V179H115ZM142 178V177H141ZM111 179V178H110ZM122 178H117V180H118V182H119V180H121ZM132 179V178H131ZM136 179V178H135ZM135 179L132 181V180H130V179H128L129 181V183L126 185V186H129V184H131V186H132V183L135 181ZM137 179H136V181H137ZM51 182H50V181ZM53 180H54V185H56V184H59V185H56V187L54 186V185H52L53 183ZM56 180H57V183H56ZM59 180V181H58ZM109 180V179H108ZM161 180V179H160ZM130 181H132V183H130ZM140 181H142V179L140 180ZM216 181V180H215ZM120 182H122L123 184L125 183V182H127V181H125V182H123V179H122V181H120ZM158 182V181H157ZM51 183V184H50ZM142 183V182H141ZM141 183H140V185H141ZM119 184V183H118ZM121 184V183H120ZM126 184V183H125ZM145 184V183H144ZM148 184V183H147ZM154 184V183H153ZM153 184H152V186H153ZM160 184V183H159ZM165 184V183H164ZM137 184H134V187H138V186H136ZM139 185V184H138ZM143 185V184H142ZM170 185V184H169ZM51 186V187H50ZM125 186V187H126ZM130 186V187H131ZM144 186H147V185H144ZM148 186H149V184H148ZM171 186V185H170ZM55 187V188H54ZM61 187V188H60ZM65 187V189L64 190H66V191H63V188ZM123 187V186H122ZM133 187V189H136L137 190V188H134ZM150 187H151V184H150V186H149V189H150ZM164 187V186H163ZM55 190H54V189ZM57 188V189H56ZM116 188V189H115ZM140 188H142V189H145V187L143 188V187H140ZM139 188V189H140ZM148 188V187H147ZM180 188V187H179ZM196 188V187H195ZM218 188V187H217ZM60 189H61V191H60ZM123 189V188H122ZM128 190H129V187L127 188ZM131 189V188H130ZM166 189V188H165ZM136 190H134V191H136ZM148 190V189H147ZM145 190V192H148L149 191V193H151V192H153V194H154V192H155V190L154 191H150V190H152V188L150 189V190ZM161 190H163V189H161ZM170 190V189H169ZM52 191V193H55L56 194V192H53ZM109 192L107 195H106V193L107 192ZM141 193L142 192H144V191H142V190H139ZM139 191L138 192H136V193H138L139 194ZM60 192H62V193H60ZM168 193V192H167ZM175 193V192H174ZM180 193V192H179ZM183 193V192H182ZM206 193V192H205ZM98 194L100 195V199L98 198V201L100 200V201H102V202H98L96 199H97V196H98ZM109 194H110V198H109ZM111 194H113V199L111 198L112 196H111ZM176 194V193H175ZM57 195H55V196H57ZM129 195V194H128ZM141 195V194H140ZM143 195V194H142ZM140 196V197H142L143 198V196ZM171 195V194H170ZM123 196H125V195H123ZM150 196V197H149ZM166 196V195H165ZM168 196H169V193H168ZM168 196H166V197H164V198H168ZM180 196V195H179ZM200 196V195H199ZM198 196V197H199ZM60 197H58L57 196V198H60ZM126 197V196H125ZM201 197V196H200ZM96 198V199H95ZM104 198H105V202H108V200H106L107 198L108 199H111V200H109V202H108V204H106V206H107V208L109 209V207H111V208H114V210L115 211H110L111 213H114L115 212V214H104V212H106L105 210L107 209H105V207L106 206H104L103 204L105 203L104 202ZM129 198V197H128ZM131 198V197H130ZM143 198V199H144ZM160 198V199H159ZM123 199V200H122ZM162 199H163V197H162ZM173 199V198H172ZM172 199H171V202H172ZM208 199V198H207ZM165 200V199H164ZM163 200V201H164ZM187 200V199H186ZM201 200V199H200ZM130 201V200H129ZM162 201V202H163ZM190 201V200H189ZM222 201V200H221ZM162 202H161V204H162ZM164 202H167V201H164ZM163 202V203H164ZM180 202H182V201H180ZM192 202V201H191ZM97 203H98V205H97ZM103 203V204H102ZM128 203V202H127ZM170 203V202H169ZM175 203H178V201H176L175 200ZM183 203V202H182ZM63 204V205H64ZM125 204V203H124ZM135 204V203H134ZM165 204V203H164ZM167 204H168V202H167ZM166 204V205H167ZM99 205H100V207L101 206H103V207H101V209H100V211H99V209L98 210H96V208H99ZM132 205V204H131ZM178 205V204H177ZM195 205V204H194ZM199 205V204H198ZM206 205V204H205ZM218 205V204H217ZM221 205V204H220ZM126 206V205H125ZM160 206H163V205H160ZM168 206V205H167ZM176 206V205H175ZM204 206V205H203ZM209 206V205H208ZM242 206V205H241ZM264 206V205H263ZM96 207V208H95ZM169 207H170V205H169ZM215 207V206H214ZM132 208H133V210L135 209H137L138 208V210H139V213H137V211H133L132 210ZM162 208V207H161ZM160 208V209H161ZM174 208V207H173ZM176 208V207H175ZM178 208V207H177ZM190 208V207H189ZM196 208V207H195ZM102 209H104L103 211H102ZM107 209V210H108ZM158 209H159V206H158ZM163 209H164V207H163ZM171 209V208H170ZM201 209V208H200ZM96 210V211H95ZM167 210H168V208H167ZM210 210V209H209ZM242 210V209H241ZM99 211V212H98ZM102 211V212H101ZM174 211V210H173ZM176 211H177V209H176ZM179 211V210H178ZM184 211V210H183ZM183 211H181V213L183 212ZM261 211V210H260ZM170 211L168 210V213H169ZM172 212V211H171ZM214 212V211H213ZM229 212V211H228ZM242 212H244V211H242ZM123 213V214H122ZM175 211H174V213H172V214H174L175 215ZM186 213V212H185ZM198 213H200V212H198ZM211 213V212H210ZM138 215V216H140V218L143 220V221H148V219L150 220H153V221H151V222H149V224L147 225H142V226H136V225H133L132 223H134V222H132L131 220L134 218V216L135 215ZM171 214V215H172ZM182 214H184V213H182ZM189 214V213H188ZM234 214V213H233ZM242 213L240 212V215H241ZM262 214V213H261ZM124 215V216H123ZM133 216V218L130 220V217H129V221L130 222H132V223H130L128 220H126L127 219V217H126V219H125V216ZM168 215V214H167ZM173 215V216H174ZM176 215H179V214H176ZM244 215V214H243ZM242 215V216H243ZM249 214H247V216H248ZM253 214H251V216H252ZM137 216V217H138ZM246 216V217H247ZM64 217H66V218H64ZM136 216H135V218H137ZM178 217V216H177ZM198 217H199V215H198ZM197 217V218H198ZM205 217V216H204ZM59 218V217H58ZM145 218H147L146 220H145ZM152 218H154V219H152ZM248 218V217H247ZM246 218V219H247ZM249 218H250V216H249ZM258 218V217H257ZM140 219V222H142V220ZM175 219V218H174ZM179 219V218H178ZM177 219V220H178ZM181 220L182 219H184V218H180ZM186 219V218H185ZM189 219H191L190 217H189ZM204 219V218H203ZM244 219V218H243ZM21 220V222H23L24 221V223L26 222L25 220H27V219H25V218H21L20 219ZM60 220V219H59ZM134 220V219H133ZM136 220V222H139V221H137L138 219H135ZM171 220V219H170ZM177 220H176V222H177ZM192 220H194L195 221V218H193ZM191 220V221H192ZM250 220H252V219H250ZM1 221V220H0ZM7 221H8V219H7ZM179 221V220H178ZM183 221V220H182ZM246 221V220H245ZM254 221V220H253ZM256 221V220H255ZM262 221V220H261ZM20 222V223H21ZM27 222H28V220H27ZM139 222V223H140ZM203 222V221H202ZM221 222V221H220ZM247 222V221H246ZM1 223V222H0ZM170 223H173V222H170ZM175 223V222H174ZM193 223V222H192ZM195 223V222H194ZM248 223L250 224V221H248ZM165 224V223H164ZM177 224V223H176ZM190 224H191V222H190ZM244 224V223H243ZM243 224H242V226H243ZM246 224V223H245ZM244 224V225H245ZM1 225H2V223H1ZM5 225H6V223H5ZM45 225V224H44ZM46 225H48V224H46ZM166 225V224H165ZM189 225V224H188ZM194 225V224H193ZM192 225V226H193ZM219 225H220V223H219ZM248 225V224H247ZM247 225H246V227H247ZM254 224H252V226H253ZM172 226V225H171ZM180 226V225H179ZM183 226V225H182ZM182 226H181V230L183 229L182 228ZM207 226V225H206ZM221 226H222V224H221ZM166 227H168V226H166ZM174 227V226H173ZM177 227V226H176ZM185 227H187V226H185ZM190 227V226H189ZM194 227V226H193ZM205 227V226H204ZM244 227V226H243ZM251 227V226H250ZM257 227V226H256ZM0 228H1V226H0ZM35 228V227H34ZM196 228V227H195ZM214 228V227H213ZM264 228V227H263ZM47 227L45 226L44 228L41 226H39V228H38V230H40V233L42 234L43 232H45V231H47V230H51V229H47ZM168 229V228H167ZM186 229V228H185ZM184 229V230H185ZM188 229V228H187ZM198 229V228H197ZM209 229V228H208ZM249 229V227L246 229V230H248ZM34 230V229H33ZM53 230V229H52ZM173 230H175V229H173ZM190 230V229H189ZM193 230V229H192ZM176 231V230H175ZM183 231V230H182ZM182 231H180V232H182ZM199 231V230H198ZM241 231H243L242 229H241ZM240 231V232H241ZM249 231V230H248ZM252 231V230H251ZM34 232V231H33ZM167 232H169V231H167ZM186 232H190V231H187L186 230ZM185 232V233H186ZM244 232L246 233L247 231H245L244 230ZM39 233V232H38ZM47 233V232H46ZM45 233V234H46ZM49 233V232H48ZM51 233V232H50ZM177 233H179V232H177ZM185 233L183 234L184 236H185ZM187 233V234H188ZM192 233H193V231H192ZM189 234V235H187V236H190V238L189 239H191V237L192 236H194V234ZM198 233V232H197ZM202 233V232H201ZM244 233V234H245ZM248 233V232H247ZM170 234V233H169ZM173 234V233H172ZM171 234V235H172ZM175 234V233H174ZM200 234V233H199ZM37 235V234H36ZM47 235V234H46ZM167 235V234H166ZM181 235V234H180ZM192 235V236H191ZM240 235H241V233H240ZM246 235V234H245ZM248 235H250V234H248ZM39 236V235H38ZM42 236V235H41ZM173 236V235H172ZM178 236V235H177ZM195 236H196V238L198 237L197 236V234L195 233ZM209 236V235H208ZM244 236V235H243ZM186 237V236H185ZM35 238H37V237H35ZM42 238H43V236H42ZM47 238V237H46ZM58 238V237H57ZM174 238V237H173ZM178 238V237H177ZM184 238V237H183ZM183 238H182V240H183ZM188 238H186V241H187V239ZM253 238V237H252ZM251 238V239H252ZM172 239V238H171ZM176 239V238H175ZM175 239H173V240H175ZM193 239V238H192ZM240 239H243V237H240ZM50 240V239H49ZM177 240V239H176ZM178 240H181V239H178ZM178 240H177V242H178ZM194 240V239H193ZM197 240V239H196ZM225 240V239H224ZM30 241V240H29ZM168 241H169V237H168ZM167 241V242H168ZM185 241V240H184ZM190 241V240H189ZM189 241L187 242V243H189ZM198 241V240H197ZM204 241V240H203ZM221 241V240H220ZM227 241V240H226ZM254 241V240H253ZM31 242V241H30ZM174 242L175 241H173V244H174ZM180 242V241H179ZM183 242V241H182ZM241 242V243H240ZM239 243L242 245L243 244V242H242V240L240 241ZM245 242V241H244ZM250 242V241H249ZM20 243V242H19ZM32 243H33V241H32ZM42 243H43V240L41 239V240H39L38 238L35 240V242L33 243L34 244V247L35 248H38V250L41 248V246H42ZM186 243V242H185ZM184 243V244H185ZM186 243V244H187ZM191 243V242H190ZM194 243V242H193ZM203 243V242H202ZM239 243H237L238 245H239ZM252 243V242H251ZM264 243V242H263ZM172 244V246H174ZM178 244V243H177ZM182 244V243H181ZM218 244V243H217ZM236 244V243H235ZM246 244V243H245ZM169 245H170V242H169ZM199 245H200V243H199ZM241 245H239V247H241V249H240V252H241V250L242 249H244V248H242L243 246H241ZM244 245V244H243ZM28 246V245H27ZM33 246V245H32ZM50 246V245H49ZM110 246H112V247H114V248H112V247H110ZM136 246L138 247V248H136ZM144 246V247H143ZM172 246H170V247H172ZM176 246V245H175ZM177 246H180V244L179 245H177ZM176 246V247H177ZM183 246V245H182ZM192 246V245H191ZM248 246V245H247ZM247 246H246V248H247ZM20 247V246H19ZM44 247V246H43ZM64 247V246H63ZM76 247V246H75ZM106 247V248H105ZM133 247H135V248H133ZM141 247V248H140ZM150 248H151V245L149 246ZM148 247V248H149ZM176 247H174V248H176ZM186 247V246H185ZM239 247H238V249H239ZM30 248V247H29ZM59 248H61L60 246H59ZM130 248H133V252H131L132 250L130 249ZM146 248H144L145 250H146ZM150 248L148 249V250H150ZM155 248H156V246H155ZM180 247H178V249H179ZM248 248H250V247H248ZM22 249V248H21ZM27 250H28V247L26 248ZM30 249H32V248H30ZM41 249H43V248H41ZM48 249V248H47ZM62 249V248H61ZM65 249V248H64ZM137 249V250H136ZM170 249V250H169ZM223 249V248H222ZM251 249V248H250ZM19 250V249H18ZM17 250V251H18ZM72 250V249H71ZM102 250H105L106 252L104 253V252H102ZM113 250V251H114ZM131 250V251H130ZM134 250H136V252L134 251ZM139 250V251H140ZM153 250V249H152ZM160 250V249H159ZM181 250V249H180ZM224 250V249H223ZM253 250V249H252ZM20 251V250H19ZM54 251V250H53ZM56 251V250H55ZM65 253H63V254H67V252H66V250H63ZM62 250H60V252H63ZM138 251V253L140 254V252ZM144 251V250H143ZM237 251V250H236ZM239 251V250H238ZM254 251V250H253ZM23 252V251H22ZM25 252H26V250H25ZM58 252V251H57ZM76 252V251H75ZM122 252V251H121ZM145 252V251H144ZM146 252H148V253H150V252H153L154 253V251H151L150 250V252L149 251H147L146 250ZM178 252H180V251H178ZM226 252V251H225ZM243 252H246V250L244 249V251L242 250V253ZM70 253H72V252H70ZM74 253V252H73ZM107 253V254H106ZM133 253V254H132ZM142 253V252H141ZM180 253H183V252H180ZM23 254V253H22ZM46 254H49V253H46ZM55 254V253H54ZM135 254V255H136ZM139 254H138V256H139ZM155 254H154V256H155ZM221 254V253H220ZM241 254V253H240ZM247 255L248 256V249H247V252L246 253H244V255ZM65 255L63 256V257H65ZM69 255H71V254H69ZM68 254L66 255V256H69ZM73 255V254H72ZM78 255V254H77ZM141 255V254H140ZM149 255V254H148ZM153 255V254H152ZM176 255V254H175ZM179 255V254H178ZM177 255V256H178ZM183 255H185V254H183ZM242 255V254H241ZM240 255V256H241ZM250 255V254H249ZM48 256V255H47ZM52 256V255H51ZM58 256V254H56V257ZM138 256L136 257L137 259H138ZM145 256H147V253L145 254ZM156 256H155V258H156ZM159 256H160V258H159ZM173 256V255H172ZM223 256V255H222ZM243 256V255H242ZM264 256V255H263ZM1 257H3L2 255H1ZM70 257V256H69ZM114 258H113V260H109L110 261V263H113V264H130L132 261H133V259H131V258H128L127 256H123V255H121L120 253H117L115 256H113ZM135 257V256H134ZM142 257L143 256H140V258H139V260L140 259H142ZM149 257H151V254H150V256ZM174 257H176V256H173L172 257V259H176V258H174ZM179 257V256H178ZM181 257H182V255H181ZM231 257H232V255H231ZM249 257V256H248ZM47 258V257H46ZM145 258V257H144ZM144 258H143V260H144ZM155 258H153V259H155ZM157 258L155 259V261L157 260ZM236 258V257H235ZM242 258V257H241ZM249 258H251V256L249 257ZM254 258V257H253ZM49 259V258H48ZM47 259V260H48ZM57 259H58V257H57ZM57 259H55V262H56V260ZM76 259V258H75ZM78 259V258H77ZM147 259H148V257H147ZM182 260V258H178L177 260ZM183 259H184V257H183ZM187 260H188V257L186 258ZM185 259V260H186ZM234 259V258H233ZM248 259V258H247ZM59 260H60V258H59ZM79 260V259H78ZM94 260H92V262L94 261ZM104 260V259H103ZM142 260V261H143ZM184 260V261H185ZM226 260V259H225ZM230 260V259H229ZM241 260V259H240ZM248 260H250V259H248ZM51 261V260H50ZM49 260H48V262H50ZM53 261V260H52ZM76 261V260H75ZM108 261V260H107ZM148 261V260H147ZM152 261V260H151ZM184 261H182V262H184ZM214 261V260H213ZM235 261H236V259H235ZM237 261H238V259H237ZM252 261V260H251ZM251 261H250V263H251ZM59 262V261H58ZM80 262V261H79ZM78 262V263H79ZM98 262H100V261H98ZM98 262H97V264H98ZM144 262V261H143ZM171 262V263H170ZM176 262V261H175ZM220 262V261H219ZM241 262V261H240ZM245 263L247 262V261H244ZM260 262V261H259ZM81 263H83V262H81ZM90 263V262H89ZM96 263V262H95ZM188 262H186L185 264H187ZM256 263H257V260H256ZM261 263V262H260ZM259 263V264H260ZM94 264V263H93ZM139 264H153V263H139ZM174 264H176V263H174ZM180 264H181V262H180Z\"/></svg>","mask_w":264,"mask_h":264}]
</instances>
